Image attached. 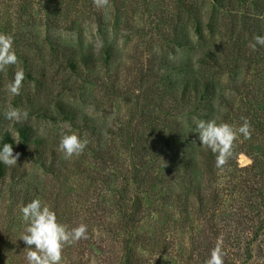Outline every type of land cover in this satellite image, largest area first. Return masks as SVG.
<instances>
[{
  "label": "rangeland",
  "instance_id": "374dc122",
  "mask_svg": "<svg viewBox=\"0 0 264 264\" xmlns=\"http://www.w3.org/2000/svg\"><path fill=\"white\" fill-rule=\"evenodd\" d=\"M224 4L0 0V32L14 36L18 56L0 71V141L20 138L22 126L34 140L16 143L17 165H3L0 264H26L20 209L34 197L69 228L87 225L88 238L66 245L61 264H205L221 237L224 264H264V46L250 47L264 33V0ZM81 53L93 61L74 71ZM206 53L221 64L206 73L209 88L202 76L198 93L181 94ZM21 68L12 97L6 85ZM9 104L28 120L6 119ZM242 118L251 136L238 134L217 168L195 124L238 128ZM61 124L88 141L79 156L58 151Z\"/></svg>",
  "mask_w": 264,
  "mask_h": 264
},
{
  "label": "clouds",
  "instance_id": "9594fccd",
  "mask_svg": "<svg viewBox=\"0 0 264 264\" xmlns=\"http://www.w3.org/2000/svg\"><path fill=\"white\" fill-rule=\"evenodd\" d=\"M97 7H104L108 0H94ZM257 46H264V33L254 37L250 44L253 51ZM18 63V56L14 47V36L0 32V71L10 65ZM25 79L23 68L15 71L13 79L6 85V91L12 96H19ZM5 118L13 124L23 123L29 118V111L20 107L8 105L4 113ZM243 123L238 127L217 119H200L195 124V132L199 142L206 149L216 154V167L222 168L234 154V141L238 134L250 138L251 125L247 118H242ZM58 151L64 159L79 156L87 147L88 141L82 139L80 134L72 130L70 124H61L59 130ZM15 143L21 140L18 134L14 137ZM20 153H14L13 144L0 141V163L6 167L17 165ZM24 227L19 239L24 242L26 264H61L62 250L66 245L87 239V225L80 223L69 228L60 223L57 214L51 205L45 203L40 197H34L20 209ZM221 237L216 246L211 250L205 264H224L225 253L222 249Z\"/></svg>",
  "mask_w": 264,
  "mask_h": 264
},
{
  "label": "trees",
  "instance_id": "16d2710c",
  "mask_svg": "<svg viewBox=\"0 0 264 264\" xmlns=\"http://www.w3.org/2000/svg\"><path fill=\"white\" fill-rule=\"evenodd\" d=\"M216 1V3H218L219 7H224V3L226 1V3H231L233 0H214ZM196 13V12H194ZM193 17V32L194 34L200 38L202 36V22L200 21L199 17L195 14L193 16H191V18ZM192 22V20H191ZM262 31L259 30V34H261ZM92 60L91 56L86 54V53H81L80 56H78V60H72L69 62V67L72 70H77V65L76 63L79 62L81 63V65L86 66L87 67V63H90ZM202 65L204 66V71L202 72V74L199 73L200 76H194L193 78H191L192 81V85L189 84L190 80H188V78L183 80L180 82L177 90L178 92H180L181 94H185V91L188 90H192L194 93H198L199 91V87H200V80L199 77L201 78L202 76H204V80L201 84L202 87L208 89L211 82L208 80V77L206 78V73L211 71V69L214 68H219L221 66L219 59L212 53H209L204 56V60L201 61ZM211 74V73H210ZM209 75V74H208ZM202 79V78H201ZM210 93V92H209ZM19 131V135L21 138V142H20V148H25L27 149L30 141H34L31 140L30 138V131L28 130V128H26L25 126H22L18 129ZM2 142H7V143H12L13 144V149L14 152H17L19 147L18 145L15 143L13 137L9 134V133H5L1 139ZM36 141L38 142L39 140L36 139ZM39 143V142H38ZM3 164L0 163V176H2L3 174Z\"/></svg>",
  "mask_w": 264,
  "mask_h": 264
}]
</instances>
